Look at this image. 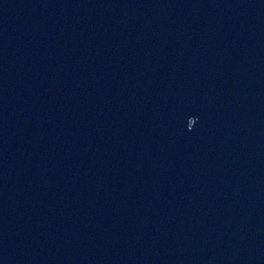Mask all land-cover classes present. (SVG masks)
I'll use <instances>...</instances> for the list:
<instances>
[{
	"label": "water",
	"instance_id": "95a60500",
	"mask_svg": "<svg viewBox=\"0 0 264 264\" xmlns=\"http://www.w3.org/2000/svg\"><path fill=\"white\" fill-rule=\"evenodd\" d=\"M0 264H264V0H0Z\"/></svg>",
	"mask_w": 264,
	"mask_h": 264
}]
</instances>
